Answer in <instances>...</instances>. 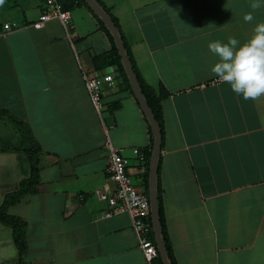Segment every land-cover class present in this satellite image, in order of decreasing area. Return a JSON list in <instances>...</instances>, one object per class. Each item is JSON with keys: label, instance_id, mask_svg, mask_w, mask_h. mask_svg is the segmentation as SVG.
<instances>
[{"label": "crops", "instance_id": "1", "mask_svg": "<svg viewBox=\"0 0 264 264\" xmlns=\"http://www.w3.org/2000/svg\"><path fill=\"white\" fill-rule=\"evenodd\" d=\"M100 2L140 79L168 93L157 159L176 264H264V96L245 100L221 82L208 47L229 37L246 42L264 22V7L245 23L252 0ZM43 9L44 0L0 4V111L26 124L39 147L36 192L7 210L26 223L24 261L146 264L129 216L104 218L107 206L95 192L115 188L106 172L108 142L123 149L135 187L148 193L150 125L94 15L75 3L65 26L52 19L36 29ZM82 72L114 77L101 85L100 114ZM15 190L1 189L0 204ZM1 226L0 264H16L11 229L3 226L10 229L5 241Z\"/></svg>", "mask_w": 264, "mask_h": 264}, {"label": "built area", "instance_id": "2", "mask_svg": "<svg viewBox=\"0 0 264 264\" xmlns=\"http://www.w3.org/2000/svg\"><path fill=\"white\" fill-rule=\"evenodd\" d=\"M52 19L59 20L65 26L68 23V11L63 10L57 0H44V9L32 26L39 29ZM12 28H16V25L11 24L8 31ZM81 77L94 109L100 114L102 109L101 85L104 83L112 85L113 75L107 72L102 76L94 77L82 72ZM105 149L107 151L106 172L115 188L111 193L95 192L98 199L107 206L103 217L128 215L145 263L159 264L156 242L154 243L150 237L153 228L149 198L135 187L127 170L128 160L122 154L123 149L112 147L108 142L105 144ZM134 154H138V151L134 150ZM80 200L83 198L80 197Z\"/></svg>", "mask_w": 264, "mask_h": 264}, {"label": "trees", "instance_id": "3", "mask_svg": "<svg viewBox=\"0 0 264 264\" xmlns=\"http://www.w3.org/2000/svg\"><path fill=\"white\" fill-rule=\"evenodd\" d=\"M112 20L114 25L116 26L118 30V34L120 36V39L125 47V52L128 57V60L132 66V69L134 71V74L136 76L140 91L143 95L144 100L146 101L148 107L152 111L160 129V145L163 140V131H162V120H161V109H160V102L168 96V93L164 89L163 86H159L158 89L155 91L151 87L145 85L143 81L138 76V73L136 72L130 54L128 52L127 46L125 44L124 38L121 35L118 24L115 20V18L109 13L107 8L100 2V0H93ZM78 3L84 5L97 19L98 24L100 28L106 33L107 37L111 41L113 45V50L115 52L116 59L118 61V64L120 65L122 71L124 72V75L127 78V75L125 73V70L123 68V64L121 62L120 56L118 54L117 48L115 46V43L113 41V38L110 34V31L105 26V24L102 22V20L85 4L83 0H62L61 7L63 10L68 11L71 9L72 5ZM128 79V78H127ZM0 116H6L8 118L9 123L16 129V131L19 133L20 138L23 143H26L30 145L28 149H22L27 151L28 156V165H29V175L26 179H23L19 183V187L17 190L6 193L4 195V198L0 204V224L6 227H9L11 229L12 234V241L17 251V260L16 264H26L24 261L26 251H27V245L25 240V228L26 223L20 219L19 217L9 215L7 213V210L9 207L15 205L19 200L24 197L27 194H34L36 192V187L38 185V175H39V166H38V154H39V147L37 143L34 141L31 132L26 124L19 121L17 118L12 116L6 111H0ZM153 139V138H152ZM153 142V140H152ZM11 149L6 148L4 146H0V153L8 152ZM157 175H156V200H157V208L159 212V223H160V238L161 242L163 244V248L167 257V260L169 264H176L172 248L168 239V233L165 226V220H164V214H163V206H162V197H161V189L159 184V175H158V167H159V161L157 159ZM146 195L148 196V193L146 192ZM152 224V223H151ZM151 239L155 243L154 233L152 231ZM156 244V243H155ZM158 262L159 264H162L159 256H158Z\"/></svg>", "mask_w": 264, "mask_h": 264}, {"label": "clouds", "instance_id": "4", "mask_svg": "<svg viewBox=\"0 0 264 264\" xmlns=\"http://www.w3.org/2000/svg\"><path fill=\"white\" fill-rule=\"evenodd\" d=\"M261 7L264 4L260 0H252V11L243 16L244 22L252 23L253 13ZM208 47L218 57L211 71L221 82L229 84L245 100L264 96V22L255 25L251 37L243 44L229 37L226 43L213 41Z\"/></svg>", "mask_w": 264, "mask_h": 264}, {"label": "water", "instance_id": "5", "mask_svg": "<svg viewBox=\"0 0 264 264\" xmlns=\"http://www.w3.org/2000/svg\"><path fill=\"white\" fill-rule=\"evenodd\" d=\"M83 1L102 20V22L105 24V26L110 31V34L117 48L118 54L120 56L121 62L123 64L124 70L126 72L127 78L129 80L132 92L143 114L145 115L150 125L152 134H153L154 142H153V150H152V155L150 159V168H149L148 198H149V203H150V208H151V221H152V228H153L154 238L156 242L157 252H158V255H159V258L162 264H169L164 248H163V244L161 242V238H160L159 212L157 208L156 190H155L156 175H157V165L156 164H157V158L160 152L159 125L152 111L150 110L146 101L143 98V95L140 91L136 76L128 60V57L125 52V47L120 39L116 26L114 25L110 17L93 0H83Z\"/></svg>", "mask_w": 264, "mask_h": 264}, {"label": "rangeland", "instance_id": "6", "mask_svg": "<svg viewBox=\"0 0 264 264\" xmlns=\"http://www.w3.org/2000/svg\"><path fill=\"white\" fill-rule=\"evenodd\" d=\"M0 146L11 149L0 153V190L18 189L19 183L29 175L27 151L22 149H28L30 145L23 143L16 129L3 120L0 122ZM1 228L3 239L9 241L10 229L3 226Z\"/></svg>", "mask_w": 264, "mask_h": 264}]
</instances>
